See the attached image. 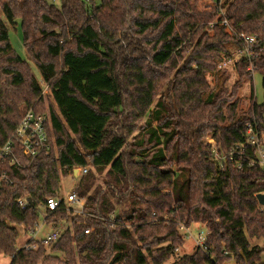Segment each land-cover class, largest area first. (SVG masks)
Returning a JSON list of instances; mask_svg holds the SVG:
<instances>
[{
	"label": "trees",
	"instance_id": "1",
	"mask_svg": "<svg viewBox=\"0 0 264 264\" xmlns=\"http://www.w3.org/2000/svg\"><path fill=\"white\" fill-rule=\"evenodd\" d=\"M58 1L59 8L0 0V144L29 110L38 111L44 91L11 45L8 27L18 21L57 107L52 153L10 170L14 185L0 197V256L11 264L59 255L65 264H264L257 200L264 171L250 167L256 156L246 147L248 125L264 133V102L256 103L252 84L250 108L240 112L242 82L253 80L245 60L234 64L233 85L226 70L216 93L209 82L240 47L238 36L258 38L253 64L264 79V0H233L225 13L233 33L212 26L219 11H201L198 0ZM209 135L218 156L206 145ZM86 167L77 190L84 215L52 246L54 256L41 243L19 251L16 227L27 234L40 207L59 197L61 179ZM28 199L22 209L18 202ZM69 213L64 205L46 210L44 223L58 228ZM180 224L205 225L209 253L178 259Z\"/></svg>",
	"mask_w": 264,
	"mask_h": 264
},
{
	"label": "built area",
	"instance_id": "2",
	"mask_svg": "<svg viewBox=\"0 0 264 264\" xmlns=\"http://www.w3.org/2000/svg\"><path fill=\"white\" fill-rule=\"evenodd\" d=\"M211 1L216 5V10L219 11V17L212 26L220 25L226 28L230 33H233V29L227 19L224 7L222 6V4L227 3L228 0ZM237 38L240 41V47L232 53L229 59H226L219 64V70H225L230 65L245 60L249 62L250 65L248 68L249 75L254 76L256 74V69L253 62L256 61L259 56L257 54L258 38L248 36H238ZM50 121V114L29 110L23 116L15 131L7 141L0 144V197L5 190L14 185V180L10 174L11 168L21 167L23 160H28V162L32 163L36 159L47 157L52 153L54 144L52 142ZM247 135L248 141L246 147L254 149L256 156L254 160H251L250 167H258L264 171V146L260 144V139H262V137L255 131L252 125L247 126ZM245 149L243 148V150H241V155L244 154ZM213 151L215 155L218 156L215 148ZM230 156V159L232 160V154ZM75 170L78 172L77 178L79 179L83 178L88 173L87 167ZM18 203L22 209L27 208V201H19ZM63 205L66 206L69 211L73 210V205H79L80 216L84 215L83 201L78 198L77 191L75 190L68 193L65 198L58 197L49 199L46 204V210L55 212ZM60 226L45 239L37 241L35 236L39 225L36 224L35 227L30 229L27 233V235H30L33 239L26 243L22 248H18L19 251L37 250V245L40 243L46 246V248L52 247L60 240L62 234L66 231L60 232ZM110 228L115 229L116 227L115 225H111ZM179 228L180 231L189 230L184 224H180ZM207 236L208 232H200L195 238L196 248L204 253H209V248L206 245ZM187 237L191 238L190 234ZM30 242H33V244L28 245ZM225 255H227V253H225Z\"/></svg>",
	"mask_w": 264,
	"mask_h": 264
},
{
	"label": "rangeland",
	"instance_id": "3",
	"mask_svg": "<svg viewBox=\"0 0 264 264\" xmlns=\"http://www.w3.org/2000/svg\"><path fill=\"white\" fill-rule=\"evenodd\" d=\"M47 1H48V3L54 4L57 8L60 7V2L58 0H47ZM232 2H233V0H228L227 3H223L222 4V6L224 7L225 13L227 12V9L230 7ZM215 6L216 5L211 0H198V8L201 11H203V12L212 13V12H214L217 9ZM8 31H9V36H10V42H11V45H12L15 53L22 60H24V61H26L28 63L32 74L40 82L41 86L44 89L43 95H42V103L39 104V106H38V108L36 110H38V111H40L42 113H47V114H50L51 111H56L57 112V107H56L55 103L53 102V100L51 98L50 91L46 87L39 70L37 69L36 65L28 57V54H27L25 46H24L23 31H22L21 23L18 21L17 26L8 27ZM227 32H229V31L227 30ZM119 41H121V40L119 39ZM225 70L229 74L228 86H231L238 79V74L235 71L234 64L230 65ZM225 70H219V65H218L217 70H216L218 73L217 74L213 73L211 76H209V82L211 84V88H212V91L214 93H216L218 91V89H219V86H217V78H219L220 73L223 72V71L225 72ZM251 77H253L252 81L246 80V81L242 82L241 89H240V91L238 93V96H239V98L241 99V102H242L241 103L242 106H241L240 112H245V111H247L250 108L252 84H253L254 96H255L256 103L258 105H262L263 102H264V84H263L264 83V79H263V77L260 74H258V73H256L254 76H251ZM162 92H164V91H161L160 94H162ZM156 100L158 101L159 98H157ZM166 102L168 103L167 100H166ZM240 112H239V114H241ZM136 135L137 134H135L134 137ZM261 137H262V139H260L261 140L260 144L264 146V133H261ZM134 144H135L134 138H130L129 146L127 147V149H125L124 153L127 154V152L130 150V148ZM206 145L210 146L212 151L214 150V148H215L216 151L218 149L216 142L211 138L210 135L207 136ZM128 158H129V160H132V159L134 160V158H130V157H128ZM227 158H230V157L227 156ZM80 180L81 179H79V178H74V176L72 174L69 175L66 178H62L61 179V184H60V190L58 192V194H59L58 196L61 197V198H65V196L68 193H71V191H73V190L77 191L79 189L78 187L80 185ZM100 181H102V179ZM178 184H180V185L183 184V178L178 180ZM72 209L73 210H71V213H69L70 216H69L68 222H64L60 226L61 227L59 229L60 232H63L65 230L69 229V228H72L73 224L77 223L78 220H74V217L76 215L80 216V206L79 205H73ZM45 213H46V207L41 206L40 207V218H39V221H38L39 228H38V230L36 232V236H35V239L37 241L45 239L48 235L52 234L55 231V229H56L53 226H47L44 223V215H45ZM125 225H127V224H125ZM16 228H17L18 233H19V239H18V246L17 247L20 249L33 238H31L30 235H27L24 232V229L22 227H16ZM113 230H114V228H113ZM200 232H204V233L207 232V228H206L205 225L193 224L189 228L188 231H181L182 236L184 238V246L181 247L177 251L176 257L178 259L179 258H183L186 255H193L196 252L197 248H196V244H195V238L197 237V235ZM189 234H190L191 238L187 237ZM252 243H254V241H252ZM258 243L263 247L262 241H259ZM51 248L52 247L47 248L46 256H49V257H53L54 256V253L52 252ZM59 257H60V260H56V261L50 260L47 263L40 262L39 264H65L64 263L65 260H66L65 257L62 256V255L61 256L59 255ZM10 261H11L10 258L0 256V264H10ZM262 261L264 262V254H263V257H262ZM173 262H175L174 259H172L170 262H168L166 264H172ZM230 264H234V263H230Z\"/></svg>",
	"mask_w": 264,
	"mask_h": 264
},
{
	"label": "water",
	"instance_id": "4",
	"mask_svg": "<svg viewBox=\"0 0 264 264\" xmlns=\"http://www.w3.org/2000/svg\"><path fill=\"white\" fill-rule=\"evenodd\" d=\"M77 173H78L77 170H75V171H74V174H73L74 178H77V177H78V176H77ZM257 200H258L259 204H260L261 206L264 207V194H260V195H258V196H257ZM27 202H28L29 204H31L32 200H31V199H28Z\"/></svg>",
	"mask_w": 264,
	"mask_h": 264
},
{
	"label": "crops",
	"instance_id": "5",
	"mask_svg": "<svg viewBox=\"0 0 264 264\" xmlns=\"http://www.w3.org/2000/svg\"><path fill=\"white\" fill-rule=\"evenodd\" d=\"M10 264H11V261H10Z\"/></svg>",
	"mask_w": 264,
	"mask_h": 264
}]
</instances>
